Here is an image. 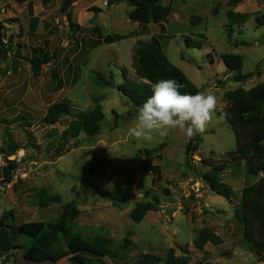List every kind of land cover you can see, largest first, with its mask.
Masks as SVG:
<instances>
[{
	"label": "rangeland",
	"instance_id": "rangeland-1",
	"mask_svg": "<svg viewBox=\"0 0 264 264\" xmlns=\"http://www.w3.org/2000/svg\"><path fill=\"white\" fill-rule=\"evenodd\" d=\"M30 1L33 13L29 11ZM227 1L174 0L168 22L143 27L130 20L132 7L124 0L113 5L108 4L109 0H73L67 13L61 11L65 0H0V21L7 46L12 35L7 60L0 59V74L8 65L13 69L0 81V153L6 151L10 155L8 160L16 159L19 163L12 172L11 187L7 188L2 173L6 162L0 158V218L5 211L14 209L17 225L36 220L54 222L62 204L41 209L32 200L34 189L46 187L59 194L63 204L78 203L82 213L76 224L84 235L92 236L98 228L113 243L116 257L104 258L109 264H132L142 252L166 260L170 249H175L177 256L188 249L190 264H264V259L261 261L256 255V248L244 243L242 225L235 218L236 207L241 203L240 191L259 176L250 177L244 162L238 171L232 165L234 157L230 153L235 150V135L231 125L225 118L219 119L218 114L226 105V92L249 89L264 80V26L256 21V17L264 16V0H242L234 8ZM232 9L251 17L242 24H233L226 15ZM33 18H37L35 30ZM71 23L86 30L73 34ZM96 25L104 35L129 38L115 44L101 43L88 30ZM153 36L191 82L218 100L217 118L199 133L200 151L192 156L191 166L186 163V146L191 138L183 131L176 129L164 137L157 134L150 142L137 141L129 134L137 111L117 87L126 79L140 82L132 66V48L138 41H149ZM187 37L200 40L202 47L188 48ZM17 44L22 45L20 51L25 58L49 52L55 55L54 61L43 65L37 78L27 60L16 57ZM224 54L241 55V72L260 70L261 75L246 83L233 81L220 60ZM95 73L106 79L113 77L115 87H96L91 80ZM93 98L102 99L105 121L101 133L93 138L82 134L77 139L78 147L73 146L76 140H72L71 148L58 154V136L71 120L80 118V113L93 109ZM64 100L70 102L71 114L55 125L47 124L44 118L48 108ZM19 114L26 117L30 126L19 121ZM54 130L58 133L56 138L49 135ZM11 141L19 144L21 150L7 148ZM157 147L161 150L150 164L159 167L160 174L146 165L138 168L131 187L135 193L132 200L115 204L96 193V188L121 185L128 171L137 168L144 158L143 151ZM210 158L216 163L228 161L224 182L237 192L232 199L213 193L197 174V170L206 171L201 159ZM148 191L151 193L146 194ZM146 195H155L160 209L135 224L130 212ZM207 227L223 243H208L198 249L194 238ZM6 239L13 246L6 250V246L0 245V264H60L25 260L20 245H30L28 236L12 235ZM125 239L130 244L123 252ZM0 243H6L5 239Z\"/></svg>",
	"mask_w": 264,
	"mask_h": 264
},
{
	"label": "trees",
	"instance_id": "trees-1",
	"mask_svg": "<svg viewBox=\"0 0 264 264\" xmlns=\"http://www.w3.org/2000/svg\"><path fill=\"white\" fill-rule=\"evenodd\" d=\"M119 1L109 0L108 4L113 5ZM124 1L132 7L129 12L130 20L143 25V27H148L150 24L163 26L162 24L168 22L173 13L172 2L174 0ZM166 1L169 2L168 5H164ZM241 2L242 0H228L227 4L229 7L234 8ZM72 4L73 0H65L61 11L67 13ZM93 10L99 12L100 9L95 8ZM29 11L33 13L32 1L29 2ZM226 15L233 24H242L251 17L249 14L238 13L233 9L228 10ZM256 21L259 25L264 26V16L256 17ZM32 23L33 29H37V18H33ZM70 29L73 34L86 30L80 25H74L73 23H71ZM88 30L101 43L108 45L129 38L119 34L104 35L99 25ZM5 37L3 22L0 21V59L3 60H7L6 56L12 43V35L9 38V46L4 41ZM186 45L188 48L200 49L202 42L198 39L187 37ZM17 47L16 57L25 58L20 51L22 45L17 44ZM54 56L50 55L49 52H42L39 55L36 53L25 59L30 64L32 74L38 78L41 75L43 65L53 62ZM220 60L235 82L246 83L261 75L260 70L249 73L241 72L244 60L239 54H224L220 57ZM132 66L140 82L133 83V81L126 79L125 83L117 88L134 105L136 111L152 95V84L160 79H174L178 84L182 85L180 89L182 94L195 95L198 92H202V89L191 82L183 71L169 60L164 47L156 36H153L149 41L140 40L132 48ZM9 71L13 73V69L8 65L6 70L1 72L0 81L4 76H7ZM91 80L99 88L115 87L113 77L106 79L99 73H95L92 75ZM223 100L226 105L218 114L227 113L225 120L231 125L236 140L235 150L230 153V156L234 157V164L232 165L238 171L237 169L244 162L247 169L246 172L250 177L259 176L255 183L245 185L240 191L241 203L236 207L235 218L242 225L244 243L252 244L251 246L256 248V255L262 261L264 259V80L249 89L241 87L228 91L224 94ZM101 101L102 99L100 98H93V109L87 113H80V118L71 120L68 128L60 133L57 138L59 146L56 148L58 154L69 150L71 148L69 142L72 140H76L73 146L75 148L78 147L79 141L77 139L82 134H85L88 138H93L101 133L102 124L105 121ZM70 114L71 104L68 100H64L48 108L44 121L47 124L55 125L64 116ZM22 116L18 115L19 121H24L25 123L22 122L25 124L24 126H30L25 120L26 117ZM49 135L56 138L58 133L54 130V133ZM201 141L200 135L197 134L188 142L186 146L187 165L191 166L192 156L200 151ZM8 145L7 148L13 151L21 150L20 145L12 143V141ZM160 148L145 149L143 151L144 158L140 159L137 168L128 171L121 185L107 189L96 188V193L115 204H122L132 200L135 193L131 187L136 182L138 168L146 165L148 169L154 170L159 176L160 168L152 167L150 160L155 154L160 152ZM4 152L0 153V158L6 162L2 173L5 180L11 182L12 172L19 167V163L8 160L10 155H6ZM200 163L206 168V171L199 173L197 170V174L213 193L228 200L237 195L233 187L224 182V172L230 166L228 161L216 163L210 158L201 159ZM149 192L146 194L151 193ZM166 193L169 192L166 191ZM32 195L33 204L38 205L39 208L45 209L54 204H62V211L54 222L36 220L24 222L20 225L16 224L17 216L14 209L5 211L0 218V242L5 239L6 243H0V245L6 246V250L13 246L11 243L9 244L6 238L12 235L19 238L25 235L31 238V243L29 246L21 244L20 247L22 248L24 259L28 261H53L60 264H109L104 258L107 256L116 257L113 243L105 238L106 236L101 233L100 229H94L92 237L84 235V231L77 226V219L82 213L77 202L71 201L63 204L61 196L51 193L46 187L34 189ZM159 209L160 205L157 197L152 195L149 198L146 195L143 200L135 204V207L130 212V218L135 224H140L144 221L147 214L157 212ZM222 241L223 239L216 232L207 227L199 232L193 243L198 249H203L208 243L219 246L223 243ZM129 244V240L125 239L124 245L126 247H122L124 249L123 252L126 251ZM5 261L6 258L4 259ZM162 262L164 264H190L191 257L188 249H185L181 256L176 255L175 249H170L166 260L153 253L142 252L132 264H161Z\"/></svg>",
	"mask_w": 264,
	"mask_h": 264
},
{
	"label": "clouds",
	"instance_id": "clouds-1",
	"mask_svg": "<svg viewBox=\"0 0 264 264\" xmlns=\"http://www.w3.org/2000/svg\"><path fill=\"white\" fill-rule=\"evenodd\" d=\"M181 87L174 79H160L152 84V95L137 109L130 136L150 142L157 134L164 137L176 129L189 138L203 133L208 123L217 118V97L207 91L182 94ZM226 116L227 113H221L219 119Z\"/></svg>",
	"mask_w": 264,
	"mask_h": 264
},
{
	"label": "built area",
	"instance_id": "built-area-1",
	"mask_svg": "<svg viewBox=\"0 0 264 264\" xmlns=\"http://www.w3.org/2000/svg\"><path fill=\"white\" fill-rule=\"evenodd\" d=\"M2 12H4V8H2ZM10 74H12V71H9V73L7 75H10ZM6 187L7 188H10L11 187V184H7ZM2 190H3V188H2Z\"/></svg>",
	"mask_w": 264,
	"mask_h": 264
},
{
	"label": "crops",
	"instance_id": "crops-1",
	"mask_svg": "<svg viewBox=\"0 0 264 264\" xmlns=\"http://www.w3.org/2000/svg\"><path fill=\"white\" fill-rule=\"evenodd\" d=\"M240 13V12H239ZM141 33V32H140ZM223 66V65H222Z\"/></svg>",
	"mask_w": 264,
	"mask_h": 264
}]
</instances>
